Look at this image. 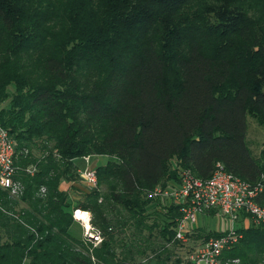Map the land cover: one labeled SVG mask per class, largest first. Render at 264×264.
<instances>
[{
    "label": "trees",
    "instance_id": "trees-1",
    "mask_svg": "<svg viewBox=\"0 0 264 264\" xmlns=\"http://www.w3.org/2000/svg\"><path fill=\"white\" fill-rule=\"evenodd\" d=\"M246 116L264 128V0H0V127L21 186L0 189V264H191L178 206L148 193L219 162L264 207ZM91 155L107 159L72 205L58 184ZM75 207L97 245L73 235ZM238 231L220 264H264V229Z\"/></svg>",
    "mask_w": 264,
    "mask_h": 264
},
{
    "label": "built area",
    "instance_id": "built-area-1",
    "mask_svg": "<svg viewBox=\"0 0 264 264\" xmlns=\"http://www.w3.org/2000/svg\"><path fill=\"white\" fill-rule=\"evenodd\" d=\"M83 159L87 160V156ZM13 160V141L6 130L0 127V189L11 196H17L21 186L13 178L17 169ZM25 171L32 173L33 168L28 166ZM77 174L79 180L85 183L88 189L95 187L96 176L93 168L84 167ZM176 183L173 188L157 186L148 193L151 197H170L172 202L178 205L179 217L175 221V240L185 241L186 234L200 216L218 214L230 222L227 230L198 242L199 246L187 257L191 264H220L222 252L232 247L240 237L238 229L249 225L264 229V207L256 202L262 189L259 182L249 184L236 178L216 162L207 178H199L188 169H182ZM71 215L83 229L84 238H92L93 245L99 243L98 232L93 234L89 232L91 226L88 212L73 209Z\"/></svg>",
    "mask_w": 264,
    "mask_h": 264
},
{
    "label": "rangeland",
    "instance_id": "rangeland-1",
    "mask_svg": "<svg viewBox=\"0 0 264 264\" xmlns=\"http://www.w3.org/2000/svg\"><path fill=\"white\" fill-rule=\"evenodd\" d=\"M246 122V135H245V141H246V145L249 148V150L251 151V153L253 155H258L260 150H262L264 148V128L261 126H258L256 124V122L250 118L249 116H246L245 119ZM180 172V171H179ZM176 182L175 181H168L166 184V188L170 189L176 186ZM161 200L160 202L162 204V207H167L168 205H176L177 204L173 203L170 197H159ZM161 208V207H160ZM159 208V209H160ZM88 212V211H86ZM162 212V211H160ZM89 215V224H90V214L88 212ZM201 225L203 228L205 229H212V230H216V231H225L229 228L230 222L228 219H226L223 216H220L218 214L213 215V216H208V217H198L196 222L194 223V225L191 226L189 233L187 234H192L193 233V228L197 227V225ZM91 226V224H90ZM89 232L91 234H93L94 232H97L96 229H94L91 226V230H89ZM81 238L92 243L93 245V239H87L84 238L83 236V229L81 228ZM187 238V237H186ZM200 240H195V239H185V241L183 240L181 243V250L179 251L182 258H187L188 255H190V253L193 252V250L195 248H197L199 245ZM203 241V240H202ZM201 241V242H202ZM98 243H96L95 245H97ZM178 251V250H177Z\"/></svg>",
    "mask_w": 264,
    "mask_h": 264
},
{
    "label": "crops",
    "instance_id": "crops-1",
    "mask_svg": "<svg viewBox=\"0 0 264 264\" xmlns=\"http://www.w3.org/2000/svg\"><path fill=\"white\" fill-rule=\"evenodd\" d=\"M106 159L107 157L103 155L87 156V160H84L82 158L77 161V164L79 165L77 172L83 169L84 167H90L94 169L95 166L103 164L106 161ZM58 189L66 193L67 199L72 203V205H75L76 203L81 201L83 194L88 191L87 185L83 183L81 180H79V178L73 181H60L58 184ZM73 209H79V208L75 207ZM208 216L211 215H204V217H208ZM197 227H202V226L198 224ZM71 230L76 238H81V227L77 220L73 219Z\"/></svg>",
    "mask_w": 264,
    "mask_h": 264
},
{
    "label": "bare ground",
    "instance_id": "bare-ground-1",
    "mask_svg": "<svg viewBox=\"0 0 264 264\" xmlns=\"http://www.w3.org/2000/svg\"><path fill=\"white\" fill-rule=\"evenodd\" d=\"M81 215V214H80Z\"/></svg>",
    "mask_w": 264,
    "mask_h": 264
}]
</instances>
